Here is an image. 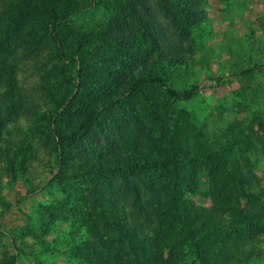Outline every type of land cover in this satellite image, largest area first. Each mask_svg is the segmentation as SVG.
Masks as SVG:
<instances>
[{
	"label": "rangeland",
	"instance_id": "1",
	"mask_svg": "<svg viewBox=\"0 0 264 264\" xmlns=\"http://www.w3.org/2000/svg\"><path fill=\"white\" fill-rule=\"evenodd\" d=\"M32 2L0 0V23L12 22ZM200 5L204 21L191 32L187 65L175 70L169 81L179 92L196 86V94L188 100L172 99L164 89H153L151 101H144L141 95L124 92V66L98 71L93 65L91 74L102 91L93 102L101 113L62 161L54 160L45 147L46 120L54 103L47 88H56L46 75L55 63L54 48L36 19L4 31L0 72L7 62L14 70V89L11 99L0 73V111L6 116L0 131V264H102L117 250L126 259L130 243L111 232L103 219L109 206L137 217L158 243V232L168 226L162 222L168 219L165 205L163 210L159 206L158 218L150 211L142 213L140 206L147 199L155 207L160 203L161 171L144 164L127 174L116 169L90 173L88 158L105 165L116 154L150 161L167 139L186 140L193 180L180 181L185 219H196L212 204V194L221 192L224 184L214 187L203 162L207 152H218L221 143L241 132L264 135L259 126L264 122V0H204ZM102 15V9L93 8L75 19L89 25ZM249 146L240 142L237 152L248 159L258 177L255 189L261 190L264 155ZM24 155L26 175L21 170ZM50 178L52 183L43 190L23 198ZM133 182L140 186L141 200L132 194ZM262 248L260 256L244 264H264ZM175 264L197 263L185 247Z\"/></svg>",
	"mask_w": 264,
	"mask_h": 264
},
{
	"label": "trees",
	"instance_id": "2",
	"mask_svg": "<svg viewBox=\"0 0 264 264\" xmlns=\"http://www.w3.org/2000/svg\"><path fill=\"white\" fill-rule=\"evenodd\" d=\"M203 2L35 0L18 12L12 22L0 23L3 43L4 31L20 27L28 19H36L41 22L46 42L54 48L55 63L50 65L46 75L54 80L56 88L55 92L47 88L54 103L45 127V147L54 160L62 161L100 116V108L93 101L102 91L91 74L93 65L98 71L109 70L113 65L124 66L127 73L124 92L141 95L144 101H151L149 91L153 89H164L172 99L188 100L196 94V86L179 92L169 81L175 70L187 65V53L192 48L191 32L204 21L200 5ZM93 8L102 9L103 15L98 22L89 25L77 22L75 18L79 14ZM2 65L0 73L13 99L14 70L7 62ZM3 114L1 110L0 131L6 121ZM259 126L264 133V122L260 121ZM240 142L248 143L249 148H257L264 155V135L245 132L232 141L221 143L218 152H207L203 162L214 187L221 182L224 185L221 192L212 194V204L191 220L185 219L184 186L180 183L181 179L193 180L186 158L189 150L184 147L189 145L186 140L177 143L167 139L150 161L123 154L109 158L110 166L101 160H85L90 173L116 169L127 174L145 164L163 175L160 203L155 207L154 202L147 199L140 206L142 213L150 211L151 216L158 218L159 206L163 210L165 205L168 219L163 218L162 222L168 226L158 232V243L143 231L137 217L129 218L118 208L109 206L103 219L111 232L130 246L126 259L117 250L102 264H175L185 247L191 250L197 264H244L260 256L264 247V189H255L258 177L245 155L237 152ZM25 157L21 161L24 175L29 169ZM52 181V178L46 180L23 198L43 190ZM25 182L31 184L30 180ZM131 188L134 198L141 200L138 183L133 182ZM72 242L75 244L76 240ZM164 253L167 258L163 257Z\"/></svg>",
	"mask_w": 264,
	"mask_h": 264
}]
</instances>
